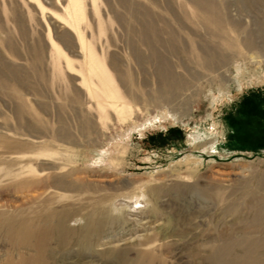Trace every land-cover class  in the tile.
<instances>
[{"label": "rangeland", "instance_id": "rangeland-1", "mask_svg": "<svg viewBox=\"0 0 264 264\" xmlns=\"http://www.w3.org/2000/svg\"><path fill=\"white\" fill-rule=\"evenodd\" d=\"M43 248L264 264V0H0V264Z\"/></svg>", "mask_w": 264, "mask_h": 264}, {"label": "bare ground", "instance_id": "bare-ground-1", "mask_svg": "<svg viewBox=\"0 0 264 264\" xmlns=\"http://www.w3.org/2000/svg\"><path fill=\"white\" fill-rule=\"evenodd\" d=\"M42 238H43V237H42ZM50 239L52 240L51 237H50ZM25 241H26L27 243H29V244L37 245L38 242H39V239H37V238H35V237L27 236ZM66 243H67L66 241H63V240H62V244H63V245H67ZM46 245H47V243H45L44 248H45ZM44 248H43L42 250H39V253H40L39 258L41 259L40 262H37V257H36L35 259H28V260H25V261H23V263H27V264H45V259H46V258L43 256V253H44V251H45ZM42 260H43V262H42Z\"/></svg>", "mask_w": 264, "mask_h": 264}]
</instances>
